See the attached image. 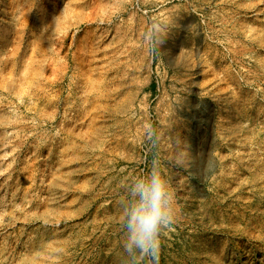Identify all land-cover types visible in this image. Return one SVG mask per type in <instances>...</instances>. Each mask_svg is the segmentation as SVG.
Here are the masks:
<instances>
[{"label":"rangeland","instance_id":"1","mask_svg":"<svg viewBox=\"0 0 264 264\" xmlns=\"http://www.w3.org/2000/svg\"><path fill=\"white\" fill-rule=\"evenodd\" d=\"M0 264H264V0H0Z\"/></svg>","mask_w":264,"mask_h":264},{"label":"clouds","instance_id":"2","mask_svg":"<svg viewBox=\"0 0 264 264\" xmlns=\"http://www.w3.org/2000/svg\"><path fill=\"white\" fill-rule=\"evenodd\" d=\"M142 199L146 202L132 215L134 232L132 240L143 250H157L155 241L157 225L168 219L164 210V184L158 176H153L149 185L140 184Z\"/></svg>","mask_w":264,"mask_h":264}]
</instances>
